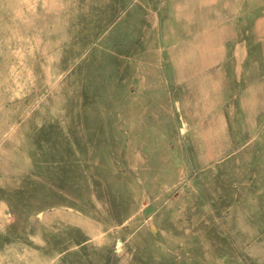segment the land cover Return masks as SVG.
I'll use <instances>...</instances> for the list:
<instances>
[{
  "label": "rangeland",
  "instance_id": "374dc122",
  "mask_svg": "<svg viewBox=\"0 0 264 264\" xmlns=\"http://www.w3.org/2000/svg\"><path fill=\"white\" fill-rule=\"evenodd\" d=\"M173 1L0 0V264H264V46L197 107Z\"/></svg>",
  "mask_w": 264,
  "mask_h": 264
},
{
  "label": "crops",
  "instance_id": "0c3cea01",
  "mask_svg": "<svg viewBox=\"0 0 264 264\" xmlns=\"http://www.w3.org/2000/svg\"><path fill=\"white\" fill-rule=\"evenodd\" d=\"M173 9L180 19L174 25V53L179 64L183 62L174 76L197 107L208 85L220 88L219 78L242 77L246 82L255 76L251 61L259 58L264 46V0H174ZM210 107L217 108L212 103ZM201 114L195 126L217 141L221 113L209 120L208 112Z\"/></svg>",
  "mask_w": 264,
  "mask_h": 264
}]
</instances>
